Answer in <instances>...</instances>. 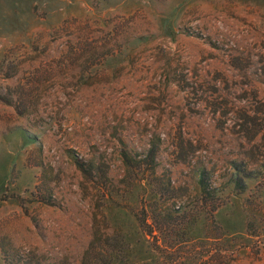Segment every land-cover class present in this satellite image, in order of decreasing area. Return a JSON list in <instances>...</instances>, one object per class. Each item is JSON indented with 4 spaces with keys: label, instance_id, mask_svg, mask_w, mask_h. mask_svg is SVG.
Here are the masks:
<instances>
[{
    "label": "rangeland",
    "instance_id": "obj_1",
    "mask_svg": "<svg viewBox=\"0 0 264 264\" xmlns=\"http://www.w3.org/2000/svg\"><path fill=\"white\" fill-rule=\"evenodd\" d=\"M0 264H264V0H0Z\"/></svg>",
    "mask_w": 264,
    "mask_h": 264
}]
</instances>
